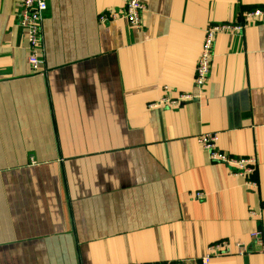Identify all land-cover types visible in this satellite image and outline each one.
I'll return each instance as SVG.
<instances>
[{"label": "crops", "instance_id": "1", "mask_svg": "<svg viewBox=\"0 0 264 264\" xmlns=\"http://www.w3.org/2000/svg\"><path fill=\"white\" fill-rule=\"evenodd\" d=\"M143 3L133 26L98 19L126 0H46L37 72L19 0H0V264L200 259L222 239L230 251L209 264H264L234 245L264 237V21L217 34L194 85L208 25L264 0ZM201 133L255 171L211 161Z\"/></svg>", "mask_w": 264, "mask_h": 264}, {"label": "built area", "instance_id": "2", "mask_svg": "<svg viewBox=\"0 0 264 264\" xmlns=\"http://www.w3.org/2000/svg\"><path fill=\"white\" fill-rule=\"evenodd\" d=\"M19 24L21 25L27 42V63L31 70L41 72L42 59L40 57V28L43 20L44 11L47 8L46 0H19ZM144 10L143 0H126L125 7L120 12L109 11L98 16L101 22L122 19L133 26H139L141 23V12ZM264 21V8L256 7L246 10L242 13L238 21L215 22L208 25L204 31L203 41L200 47L198 59L195 65L194 85L198 91L202 90L208 77L211 61L213 58V46L215 36L219 33L238 36L242 34L243 29L251 24ZM166 88V87H165ZM189 94L182 93L177 98L171 99L168 95L163 96L158 103H152V106H162L177 104L180 100L190 98ZM217 133H201L197 135V141L201 147L207 151L211 161L226 165L232 174H252L255 171L256 160L252 157H234L221 151L217 146ZM248 184L255 186L254 181ZM201 193L197 192L198 198ZM251 214L257 217L256 211ZM251 239L256 246L248 249L247 245L241 241H235L237 254L242 255L248 251H257L264 255V237L259 230L250 233ZM230 243L225 240H219L207 247L206 253L200 259L190 258L188 260L178 259L165 262L154 263H136V264H209L215 255L228 253Z\"/></svg>", "mask_w": 264, "mask_h": 264}]
</instances>
